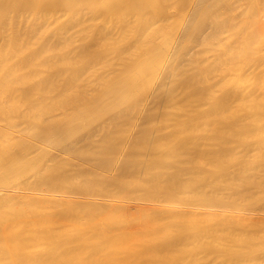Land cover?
<instances>
[{
	"label": "bare ground",
	"instance_id": "6f19581e",
	"mask_svg": "<svg viewBox=\"0 0 264 264\" xmlns=\"http://www.w3.org/2000/svg\"><path fill=\"white\" fill-rule=\"evenodd\" d=\"M61 1L0 0V264H264V9L193 86L147 0Z\"/></svg>",
	"mask_w": 264,
	"mask_h": 264
},
{
	"label": "rangeland",
	"instance_id": "374dc122",
	"mask_svg": "<svg viewBox=\"0 0 264 264\" xmlns=\"http://www.w3.org/2000/svg\"><path fill=\"white\" fill-rule=\"evenodd\" d=\"M131 1L132 0H129L130 3H131ZM147 1L148 2H146L147 3L146 6L144 7V10L146 12V16L143 15V14H145L144 12H142V13L138 12V10H140V8H138V7H136V9H134V10H137V12L140 13L141 15L136 13V11L132 15V18H133L132 21H134V19H135V22H137V23H133L135 25H138V23L140 25H142L145 22L144 20L146 18H148V19H146L147 21L145 23H147V24L145 26H147V25L150 26L149 33L151 32L150 37H151V35H152V37L147 39V41H142V42H151V43L152 42H154V43H161V42L165 43V42H167L168 45L170 43L171 44L170 48L171 47L175 48L174 49L175 51L173 49L171 50V52H170L171 55H172V51L176 53V52H178L177 48H181L180 46H178V45H180L179 44L180 42L190 44V45L197 44V43L209 44L211 47H215V48H211L209 45H207L208 47H210V49H206V50H202L198 47L197 48L195 47L196 50L199 49V50H197L199 52L198 53L199 55L196 54L197 53L196 50H193L196 53L191 51L189 54L186 55V53H184V51H182L183 49H180V51L183 52V53L180 52V56L182 53V56H181L183 58L182 61H184V59H185L186 65H188V64L192 65V63H193L192 60L196 57H199L200 55H203L204 58L206 55H207L206 58L209 57L208 60H210V61H208V62L211 63V65H209L208 68L204 67V65H205L204 63L199 64L203 61L202 60V59H204L203 57H201V59H200V60H202L201 62L198 59V62H199V63L197 62L198 64L195 63L197 61L196 59L193 60V61H195L194 63L197 65V68H198V66L201 65L199 67V69H201L200 72H202V74L204 73L203 75H205L207 77L210 76L209 70L212 71V69H213V67H212L213 66L212 63L214 61L213 59H215V61L213 63L214 69H215V65L218 63L216 61L217 59L214 58V56L218 57L217 53L220 49L217 50L218 47L216 49L215 45L218 44V46H219L220 44L223 45L224 43L225 44L230 43V46L234 47V45L237 43V40L239 41L238 38L241 37L245 32H249L248 28L250 27V25L252 28L253 24L251 23V21L252 22L254 21L253 18L255 17V19H256V17H258L259 14L261 13L260 11H262V9H264V0H151L150 2H149V0H147ZM109 3H110V0H97V1H95L94 4H92L90 9L89 8L88 9H89V11H92L94 9L93 11H99L100 12V11L105 10ZM69 5H70L69 1L62 0L61 3H59V5L56 6L55 8L48 7V10H47V7H45L46 10H44V12H46V13H44L43 10H42V12L44 14L48 15L50 17V19L51 18H57V16H60V19L57 18L58 20H63L65 18H66V20H69L70 19L69 15L72 12H74V13H72L73 15L77 12L75 10L73 11L72 8H70V7L68 8ZM45 8H43V9H45ZM84 9H83V11H86ZM132 10H133V8H132ZM132 10H130V11L132 12ZM29 11H31V10H27V8H25L24 11L22 12V15H24L23 16L24 21H27V19L30 17ZM262 12H264V11H262ZM68 13H69V15H67ZM72 14H71V17H72ZM136 15H137V17H136ZM32 17H33V14H32ZM32 17H31V19H32ZM66 20H63V21H66ZM25 23L26 22H23L24 26L27 25ZM140 25H138L136 27H138V29H139ZM149 26H147V27L149 28ZM142 27H144V25ZM142 27H140V28H142ZM165 28H167V29H165ZM209 29L218 30V36L220 34L221 38H214V39L206 41V43H201L203 41L201 40L200 36H202V33L204 31H207ZM247 29H248V31H247ZM113 32L114 31H111V33H113ZM131 32H133V31H131ZM134 32L140 33L141 31L136 29V30H134ZM44 33L46 34L47 32H44ZM215 33L217 34L216 31H215ZM246 34H248V33H246ZM116 35H117V33L114 34V36H116ZM135 36L139 37V35H135ZM166 36L167 37L169 36V37L167 38ZM140 40H142V39H140ZM123 42H125V40L119 41V43H122V44H123ZM130 42H132V39ZM240 42H238V43H240ZM220 48H223V50H224V47H220ZM225 48H226V46H225ZM201 50H202V52H201ZM203 51H205V53ZM215 51H217V52H215ZM219 52H221V51H219ZM175 53H173V55H175ZM202 53H204L205 55ZM194 54H195V57L190 59V57H193ZM208 55H211V56H208ZM212 56H213V58H212ZM223 56L224 55L222 53L221 57H223ZM169 57L171 58V60H170V58L168 59V61H169L168 65L172 64L173 62H175V63L177 62L175 56L174 57L172 56L173 58H175L174 59L175 61L172 60V57L170 55H169ZM210 57L212 58V60ZM262 57H264V56L261 55V58L257 57L258 61H259V59L264 60V59H262ZM206 58H205V60H206ZM220 58L218 57V61ZM188 60H190V62H192V63H189ZM208 62H205V63L208 65ZM262 62H264V61H262ZM182 63H184V62H182ZM195 64L192 65V67L195 68V70L191 68V65L189 66L191 69L189 67L185 68V69L194 70V71L188 70L189 73L191 72L190 74L188 72H187L188 74H185L186 72L183 73L185 71V69H183L184 70L183 71L181 68L182 80H183L184 84L185 83L187 84V82L188 83L191 82V84L193 85V83L195 82V81L193 82V79H192L193 76H194V78L196 77V81L199 80L200 83L202 82L201 79H203V78L199 79L198 78L199 75L197 76V72H199V71H197L198 69L196 68ZM186 65H184V67H186ZM182 66H183V64H182ZM262 66H264V65H262ZM205 70H207L208 73ZM193 72H194V74H193ZM214 73H212V74H214ZM202 74H200L201 77H202ZM186 75L187 76L189 75V78H187ZM185 77H186V79H184ZM187 79H192V80L185 81ZM204 79H203V83L205 81ZM197 82H195L196 85H197ZM170 83L173 86L171 79H170ZM203 83H201V84H203ZM254 83H253V81L251 82L252 85ZM196 85H193V86H196ZM184 87H183V90H184ZM189 89H187V91Z\"/></svg>",
	"mask_w": 264,
	"mask_h": 264
}]
</instances>
